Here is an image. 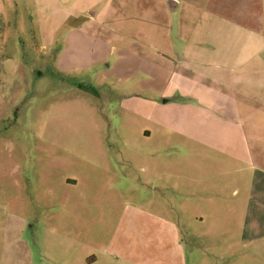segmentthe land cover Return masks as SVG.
I'll list each match as a JSON object with an SVG mask.
<instances>
[{
	"label": "rangeland",
	"instance_id": "1",
	"mask_svg": "<svg viewBox=\"0 0 264 264\" xmlns=\"http://www.w3.org/2000/svg\"><path fill=\"white\" fill-rule=\"evenodd\" d=\"M109 2L0 0V264H131L148 211L161 264H264L248 192L211 190L219 168L189 191L148 186L174 159L149 110L122 106L110 52L126 39L107 28L138 13L99 11Z\"/></svg>",
	"mask_w": 264,
	"mask_h": 264
},
{
	"label": "crops",
	"instance_id": "2",
	"mask_svg": "<svg viewBox=\"0 0 264 264\" xmlns=\"http://www.w3.org/2000/svg\"><path fill=\"white\" fill-rule=\"evenodd\" d=\"M135 1L110 0L99 11L138 13L135 23L107 30L126 39L110 52L116 78L131 89L122 106L149 110L148 124L161 128V156L174 159L148 186L189 191L198 169L207 182V168H219L222 180L211 190L248 192L245 207L263 239L264 0H161L158 10ZM221 202L244 207L242 199ZM143 216L142 245L126 256L131 264H161V215Z\"/></svg>",
	"mask_w": 264,
	"mask_h": 264
}]
</instances>
